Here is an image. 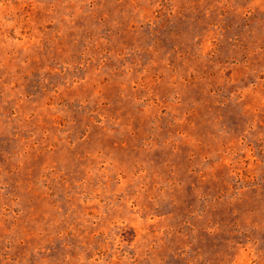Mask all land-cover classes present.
<instances>
[{"label":"rangeland","instance_id":"1","mask_svg":"<svg viewBox=\"0 0 264 264\" xmlns=\"http://www.w3.org/2000/svg\"><path fill=\"white\" fill-rule=\"evenodd\" d=\"M0 264H264V0H0Z\"/></svg>","mask_w":264,"mask_h":264}]
</instances>
